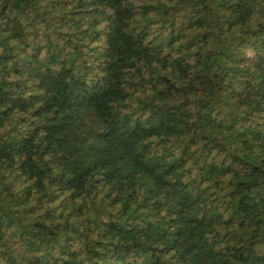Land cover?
I'll use <instances>...</instances> for the list:
<instances>
[{"label":"trees","instance_id":"trees-1","mask_svg":"<svg viewBox=\"0 0 264 264\" xmlns=\"http://www.w3.org/2000/svg\"><path fill=\"white\" fill-rule=\"evenodd\" d=\"M0 264H264V0H0Z\"/></svg>","mask_w":264,"mask_h":264}]
</instances>
